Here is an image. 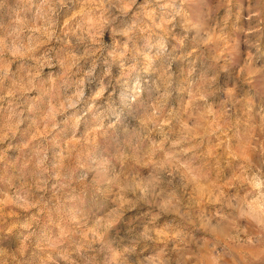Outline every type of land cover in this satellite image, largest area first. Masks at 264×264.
Wrapping results in <instances>:
<instances>
[{"label":"clouds","instance_id":"1","mask_svg":"<svg viewBox=\"0 0 264 264\" xmlns=\"http://www.w3.org/2000/svg\"><path fill=\"white\" fill-rule=\"evenodd\" d=\"M0 264H264V0H0Z\"/></svg>","mask_w":264,"mask_h":264}]
</instances>
